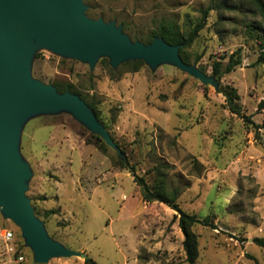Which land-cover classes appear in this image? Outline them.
Returning <instances> with one entry per match:
<instances>
[{
    "label": "rangeland",
    "instance_id": "374dc122",
    "mask_svg": "<svg viewBox=\"0 0 264 264\" xmlns=\"http://www.w3.org/2000/svg\"><path fill=\"white\" fill-rule=\"evenodd\" d=\"M83 3L89 18L113 21L132 41L143 43L161 25L187 33L209 9L205 26L184 55L188 64L212 76L215 61L225 64L239 51L242 64L219 83L237 90L249 121L228 110L218 88L174 66L152 70L144 63L134 71L125 62L114 70L101 57L90 69L87 63L38 50L33 78L70 85L92 102L125 155L122 159L68 113L26 121L19 144L31 170L25 194L48 236L98 264H188L180 243L184 236L177 218L167 216L168 206L155 202L146 217H135L142 209L140 189L121 161L149 185L161 182L167 193L178 189L176 203L183 211L209 216L216 225L192 226L195 264H264V249L252 242L264 236V104L259 106L264 103V65L254 64L264 39L259 12L249 0ZM151 214L156 222L148 218ZM0 225L14 233V252L4 255L0 246V264H32L20 229L1 214ZM138 225L145 233L136 239ZM151 236L159 248L143 246L141 238ZM70 261L82 264L83 259L57 258L48 264Z\"/></svg>",
    "mask_w": 264,
    "mask_h": 264
},
{
    "label": "water",
    "instance_id": "95a60500",
    "mask_svg": "<svg viewBox=\"0 0 264 264\" xmlns=\"http://www.w3.org/2000/svg\"><path fill=\"white\" fill-rule=\"evenodd\" d=\"M87 9L83 0H0V214L20 229L32 252V264H48L57 258L85 260L87 255L50 238L44 221L34 214L25 194L31 170L19 150L26 121L68 113L125 159L84 100L33 78L32 62L38 50L87 63L90 69L101 57L108 58L114 70L136 60L152 70L167 64L218 88L213 75L181 60V45H171L162 37L147 44L132 41L115 22L89 18Z\"/></svg>",
    "mask_w": 264,
    "mask_h": 264
},
{
    "label": "trees",
    "instance_id": "16d2710c",
    "mask_svg": "<svg viewBox=\"0 0 264 264\" xmlns=\"http://www.w3.org/2000/svg\"><path fill=\"white\" fill-rule=\"evenodd\" d=\"M251 4L255 7V9L259 12L262 19L264 20V0H249ZM224 8H227L226 5L223 6ZM208 10H203L202 14L203 17L201 20H199L194 27H192L187 33L183 34L178 31V29L174 26H167L161 25L157 31H152L144 40L145 43H150L153 41L155 37H162L167 43L171 45H181V48L179 50V55L182 58L185 63H187V58L184 55L185 48L189 47L194 40L197 38L198 33L201 29H203V26H205ZM105 61V60H104ZM128 64H131L133 66V70H138L140 65H143V61H130L127 62ZM188 64V63H187ZM242 64L241 57L239 55V51L231 54L225 64L215 61L213 63L212 67V73L213 76L216 78L218 82V92L223 94L225 97L226 105L228 110L232 114H236L237 116H240L243 119H246L249 121L248 117L243 115L241 113V107L239 104V95L237 94V90L233 87L225 86L221 87V84L219 83L220 78L224 74H228L232 72L236 67L240 66ZM255 65H264V39L262 40L260 44V50L258 53V56L255 60ZM53 86L56 87L57 91L60 93H64L66 91H69L71 93H74L78 95L81 99L85 101L86 104L92 109L94 114L96 115L97 119L103 124V122L99 118V112L96 109L95 105L92 102H88L85 97L82 96L81 93L78 91H75L72 86L70 85H61L54 83ZM264 103H260L259 106H263ZM104 125V124H103ZM104 127L107 129V127L104 125ZM255 128L258 130L259 127L255 125ZM99 140V138H97ZM113 139V138H112ZM115 144L121 149V147L118 145V143L113 139ZM102 147H106L104 143H102ZM124 154V151L121 150ZM121 168L128 169L130 174L132 175L134 182L140 189V194L142 197V200L144 202L153 203L158 202L161 204H165L172 210L176 212L175 218L178 219V226L184 236L182 246L183 250L186 255V262L188 264H195L196 259L198 258V248H197V239L196 235L192 230V226L195 225H201L203 227H209L211 229H216V225L211 221L209 216H206L204 218H199L196 215L188 214L185 211H183L178 204L176 203V199L179 195L178 189H172L170 192H165L163 183H155L152 185H149L147 181L143 177H138L135 173V168L128 163H123L120 161ZM246 240V239H244ZM252 242L256 244L257 246L264 249V236L263 237H255L252 239ZM84 264H98L91 258H86L84 260Z\"/></svg>",
    "mask_w": 264,
    "mask_h": 264
},
{
    "label": "crops",
    "instance_id": "0c3cea01",
    "mask_svg": "<svg viewBox=\"0 0 264 264\" xmlns=\"http://www.w3.org/2000/svg\"><path fill=\"white\" fill-rule=\"evenodd\" d=\"M141 195V194H140ZM141 204H142V209L140 210V211H138L137 212V214H135L136 216V218H138V216L139 215H143L144 214V217H146L145 215L147 214L145 211H146V209L150 206V207H153L154 206V203L155 202H153V203H148V202H144L143 200H142V197H141ZM168 213H167V216H171V217H174L175 215H174V210H172V209H170L169 208V211H167ZM164 217L163 219L164 220H168V217ZM149 219H150V221H152V222H156L158 219H157V216H155L154 214H151V215H149V217H148ZM178 220V219H177ZM135 229L137 230V234H136V239L140 236V234L141 233H145V229L143 228V227H140V225H138V226H136L135 227ZM159 235H157L156 236V238L158 237ZM152 237L153 236H151V237H149L148 239H145V238H141V241H142V244H143V246H145V247H150V246H153V249H156V248H159L160 247V244L161 243H154L152 240ZM162 242V241H161ZM183 242V238L182 237H180V243H182ZM166 245V244H165ZM58 259H60V258H58ZM74 262H72V261H70V262H66V263H58V264H73ZM82 264H84V259H83V261H82Z\"/></svg>",
    "mask_w": 264,
    "mask_h": 264
},
{
    "label": "built area",
    "instance_id": "2783aa9c",
    "mask_svg": "<svg viewBox=\"0 0 264 264\" xmlns=\"http://www.w3.org/2000/svg\"><path fill=\"white\" fill-rule=\"evenodd\" d=\"M0 246L2 247L4 255L10 256L14 252V233L12 230L2 225H0ZM18 261H23L21 255L18 257Z\"/></svg>",
    "mask_w": 264,
    "mask_h": 264
}]
</instances>
